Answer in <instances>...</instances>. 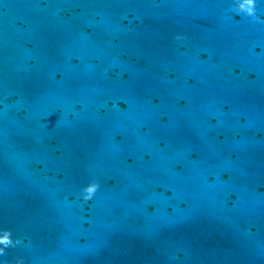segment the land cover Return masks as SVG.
Returning <instances> with one entry per match:
<instances>
[{
  "label": "water",
  "instance_id": "water-1",
  "mask_svg": "<svg viewBox=\"0 0 264 264\" xmlns=\"http://www.w3.org/2000/svg\"><path fill=\"white\" fill-rule=\"evenodd\" d=\"M234 4L0 0V262L264 264V23Z\"/></svg>",
  "mask_w": 264,
  "mask_h": 264
},
{
  "label": "clouds",
  "instance_id": "clouds-1",
  "mask_svg": "<svg viewBox=\"0 0 264 264\" xmlns=\"http://www.w3.org/2000/svg\"><path fill=\"white\" fill-rule=\"evenodd\" d=\"M232 10L237 15H242L250 18L253 23H264V19H261L257 15V0H235V4ZM176 41L185 40L186 37L182 35H176L174 37ZM99 183L92 181L81 189L82 200L84 202L91 201L99 190ZM12 231L10 229L0 230V257H7V249L17 247L21 241L19 239L13 240ZM14 264H25L22 257H15ZM0 264H9L7 259L0 262Z\"/></svg>",
  "mask_w": 264,
  "mask_h": 264
}]
</instances>
